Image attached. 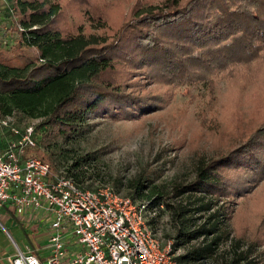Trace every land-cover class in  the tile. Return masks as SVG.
Returning a JSON list of instances; mask_svg holds the SVG:
<instances>
[{
  "label": "trees",
  "instance_id": "16d2710c",
  "mask_svg": "<svg viewBox=\"0 0 264 264\" xmlns=\"http://www.w3.org/2000/svg\"><path fill=\"white\" fill-rule=\"evenodd\" d=\"M73 1L90 22L107 30L109 18L98 0ZM14 4L21 38L10 49L5 37L0 41V117L19 113L42 119L37 130L46 151L39 150L40 158L51 164L59 148L61 156L55 157L80 186L86 178L75 171L100 158L70 152L94 127V118L133 119L161 106L152 92L114 80L110 75L119 64L191 93L202 86L214 93L219 73L241 94L252 83L264 86V0H136L130 18L112 35L63 29L61 0ZM102 10L105 16L97 13ZM57 138L62 143H51ZM62 159L75 160L65 165ZM226 168L240 169L241 176L227 178ZM263 178L264 120L248 141L209 164L200 161L193 181L176 184L170 199L180 201L166 196L147 201L150 208L165 206L170 212L176 262L260 264L261 244L234 234L230 204ZM148 187L141 184L131 196L145 198Z\"/></svg>",
  "mask_w": 264,
  "mask_h": 264
},
{
  "label": "rangeland",
  "instance_id": "374dc122",
  "mask_svg": "<svg viewBox=\"0 0 264 264\" xmlns=\"http://www.w3.org/2000/svg\"><path fill=\"white\" fill-rule=\"evenodd\" d=\"M15 0H9L14 2ZM64 10L60 26L66 31H84L86 33H116V30L130 18L136 0H98L101 8L109 18L107 30L99 28V23L90 22L82 5L73 0H61ZM158 3L162 0H153ZM145 5V4H143ZM3 17L0 20V34L6 38V48L19 43L21 31L10 23L5 3L0 0ZM102 11L97 13L105 14ZM18 19V18H17ZM13 23V24H12ZM9 24V25H7ZM5 25L8 30L5 32ZM4 27V28H3ZM18 27V26H17ZM118 32V31H117ZM105 33V34H108ZM5 47V46H4ZM34 51L35 49H31ZM133 70L136 71L132 72ZM139 70L122 64L111 73L118 82L126 83L127 88L152 92L161 99L158 109L144 113L133 119L94 118V127L76 144L73 157L97 153L100 159L80 166L75 172L81 173L86 180L82 187L97 189L112 186L122 194L132 195L141 184H147L145 198H137L144 202L158 196H166L171 202L181 198L170 199L174 186L178 183H189L196 178L197 166L200 161L211 163L229 154L255 132L264 120V86L252 83L244 92L239 93L221 73L215 77L216 91L211 93L202 86L191 93L186 86L174 84L168 86L158 82L155 77L139 76ZM261 75V74H260ZM264 74L260 76L262 79ZM262 96V98H260ZM18 127L37 126L42 119L25 118L19 113L12 116ZM1 130V129H0ZM3 132L0 140L8 141L11 133ZM38 146L30 151L38 156L39 150H45L40 142L42 130L36 131ZM51 143H62L61 138ZM68 147L67 145H64ZM56 149V148H54ZM59 149V148H58ZM56 157L61 156L59 150ZM54 155L51 163L55 173H65L64 164ZM75 159H62L65 165ZM222 170L227 178L237 174L240 169ZM225 177V176H224ZM233 202V232L246 240L256 239L259 247L260 264H264V178L241 196L231 198ZM221 205H225L220 203ZM158 235L165 241L175 234V224L165 206L152 207L148 215ZM170 234L171 237L168 236ZM181 248L178 252H183Z\"/></svg>",
  "mask_w": 264,
  "mask_h": 264
},
{
  "label": "built area",
  "instance_id": "2783aa9c",
  "mask_svg": "<svg viewBox=\"0 0 264 264\" xmlns=\"http://www.w3.org/2000/svg\"><path fill=\"white\" fill-rule=\"evenodd\" d=\"M2 1L15 22L14 2ZM0 127L12 135L4 148L0 143V206L11 205L19 215L41 211L52 217L49 255L42 259L18 247L13 264H178L173 238L164 241L150 223L148 202L112 186L78 185L30 153L38 146L32 125L18 127L8 116L0 117Z\"/></svg>",
  "mask_w": 264,
  "mask_h": 264
},
{
  "label": "crops",
  "instance_id": "0c3cea01",
  "mask_svg": "<svg viewBox=\"0 0 264 264\" xmlns=\"http://www.w3.org/2000/svg\"><path fill=\"white\" fill-rule=\"evenodd\" d=\"M1 130L0 137L3 135ZM7 142L0 140L3 148ZM51 218L44 217L41 211L19 215L11 205L0 206V264H13L12 257L18 247L34 252L42 259L46 258L49 255Z\"/></svg>",
  "mask_w": 264,
  "mask_h": 264
}]
</instances>
